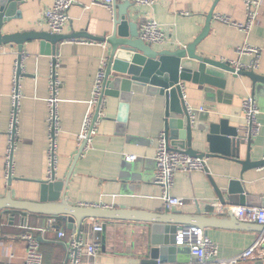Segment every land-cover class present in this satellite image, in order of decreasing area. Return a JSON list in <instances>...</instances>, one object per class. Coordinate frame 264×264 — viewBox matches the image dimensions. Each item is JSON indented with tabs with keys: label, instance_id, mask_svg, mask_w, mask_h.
<instances>
[{
	"label": "crops",
	"instance_id": "1",
	"mask_svg": "<svg viewBox=\"0 0 264 264\" xmlns=\"http://www.w3.org/2000/svg\"><path fill=\"white\" fill-rule=\"evenodd\" d=\"M99 0H74L68 9L70 21L64 34L88 32L103 36L110 30L113 10L96 3ZM55 0H27L21 7V16L14 19L5 32L50 31L45 21V12ZM121 3V2H119ZM133 19L140 26L146 17H154L170 36V42L152 45L156 49H176L193 42L203 31L208 14H222L243 22L246 18L243 0H157L155 6L134 5ZM72 39H76L73 41ZM58 46L59 72L62 79L58 107L61 131L57 138L58 162L56 175L68 180L64 190L67 201L76 206L98 207L111 210H134L163 217L178 213L181 217L202 215L226 221L229 214L236 219L232 210L240 205H223L210 179L213 177L219 187L227 185L232 178L241 177L242 165L227 157L208 158L205 170L178 171L174 174L171 194L185 199L183 206L169 208L161 188L155 183L156 151L158 140L164 131L166 111L165 98L153 94H135L128 110L127 120L122 125L116 120L119 100L106 98L107 117L99 123L91 148L78 159L80 145L77 136L88 110L92 88L102 58L106 57L108 45L91 41L86 37L72 38ZM262 48L258 68L264 74V0L259 16L249 33L246 34L228 24L216 20L210 23L208 35L197 47L198 53L209 58L227 61L241 59L249 63L251 55L241 58L237 47L245 41ZM0 53V199L10 193L21 201L39 202L41 185L39 180L48 178L47 133L49 95L48 78L52 65L49 55L40 53V41L25 44L22 67L24 75L19 79V100L17 110V134L12 155V184H8L7 151L13 113L12 93L15 88V66L18 51L11 44L1 46ZM232 65V64H230ZM231 75L228 88L220 96L207 95L202 86L186 83L184 95L190 110L198 115L230 118L233 124L245 125L243 100L253 93L251 80L239 78L238 89L232 87ZM260 113V133L252 139L250 152L252 160L264 156V88L255 91ZM203 109V110H201ZM248 145L242 146L241 158H245ZM135 154L136 160L128 162L125 154ZM244 186L251 198L262 204L264 200V165L247 169L243 173ZM83 204V205H82ZM264 207L263 205H260ZM169 213V214H170ZM46 219L38 214H16L13 221L5 216L0 224V264H24L26 244L21 239L25 231L39 236L44 255V264H65L67 242L73 233L89 242L97 235L101 247L93 257L83 254L82 264H129L139 250L144 236V226L132 221H106L89 219L79 233L68 227L66 221L55 223L44 235L38 231L39 223ZM206 219V220H207ZM238 220V219H237ZM239 221V220H238ZM57 224L60 227L57 228ZM104 226L102 232H94L93 226ZM200 226V225H199ZM64 230L66 237L59 238ZM208 235L219 246L220 257L231 258L247 250L262 236L253 230L236 229L218 225L206 229ZM264 236V235H263ZM14 257L11 259L10 255ZM192 264H199L192 254ZM264 264V258L257 250L253 256L238 264Z\"/></svg>",
	"mask_w": 264,
	"mask_h": 264
},
{
	"label": "water",
	"instance_id": "2",
	"mask_svg": "<svg viewBox=\"0 0 264 264\" xmlns=\"http://www.w3.org/2000/svg\"><path fill=\"white\" fill-rule=\"evenodd\" d=\"M27 0H0V46L11 44L16 46L17 74L19 81L24 75L22 60L25 44L32 40L40 41V53L49 55L53 64L56 63L58 46L64 40L86 37L108 45L107 68L104 83V97L119 100L116 120L124 127L130 103L135 94H153L165 98L166 111L163 136L167 147L182 151L191 156L202 158L227 157L242 165L241 177L232 178L224 187H219L213 177L217 196L223 205L240 204L264 206L248 194L243 173L247 169L264 165V159L252 160L250 145L252 137L243 133L242 127L233 124L230 118L211 115L210 112L198 115L190 110L185 99L186 83L202 86L207 94L217 89L220 96L228 88L230 75L234 80L232 87L239 88V78L251 80L253 95L257 89L264 88V74L255 69L237 70L227 61L209 58L197 51L198 45L208 35L214 10L208 14V21L203 31L190 44L176 49H156L139 37V25L133 19L134 3L125 1L112 4L113 19L110 30L103 36H94L88 32L71 34L53 33L50 31L5 32L12 21L21 16L20 7ZM97 117V115H96ZM247 143L245 158H241L242 146ZM85 143L79 148L78 159L83 152ZM13 155V154H12ZM205 171L209 173L206 166ZM13 181L12 169L8 184ZM68 180H60L54 173L51 178L39 180L41 194L39 202L21 201L12 198L8 193L0 199V224L7 216L13 221L16 214H38L42 217H57L58 223L66 221L74 231L81 230L89 219L106 221H132L144 226V236L139 250L134 253L129 264H192L189 247L176 245V233L183 225L208 227L227 225L236 229H246L264 235V225L238 221L229 214L226 221L216 218H205L198 214L181 217L178 213H170L158 217L147 212L134 210H111L98 207H82L70 204L64 190ZM253 207V206H251ZM170 213V214H169ZM207 219V220H206ZM57 228L60 224H57ZM256 264H262L258 262Z\"/></svg>",
	"mask_w": 264,
	"mask_h": 264
},
{
	"label": "built area",
	"instance_id": "3",
	"mask_svg": "<svg viewBox=\"0 0 264 264\" xmlns=\"http://www.w3.org/2000/svg\"><path fill=\"white\" fill-rule=\"evenodd\" d=\"M129 1L135 5L144 6L152 9L157 0H99L96 3L106 5L112 9L115 2ZM246 11L245 21L239 22L233 20L229 16L216 14L214 18L222 23L233 26L243 31L246 36L251 32L262 5V0H243ZM74 0H55L53 6L45 12V21L47 22L51 32L63 33L66 25L70 21L68 15L69 7ZM139 37L146 43L151 45H161L170 42V36L162 25L152 16L144 18L140 22ZM76 41V39H72ZM3 48L0 46V53ZM236 52L241 58L243 55H251L252 59L249 63H243L241 59L232 61L230 64L237 70H249L258 68L262 48L250 44L246 41L237 47ZM58 56V55H57ZM56 56V63L51 65L48 78L49 95L46 98L48 108V133H47V157H48V178L56 173L58 162V142L57 138L61 131L59 118L60 89L62 79L59 72V62ZM18 64L15 66V88L12 93L13 113L9 132V147L7 151V167L8 177L12 169V154L17 134V110L19 94V82L17 80ZM107 58H102L99 68L96 72L91 97L88 104V110L85 114L81 132L77 136L78 144L84 142L85 146L82 154H85L90 148L94 136L98 133L99 123L107 117L106 99L104 97V83L106 78ZM203 110V109H201ZM243 112L245 125L242 128L246 136L256 137L261 130V124L258 119L260 113L257 99L253 93H249L243 100ZM97 115V117H96ZM135 154H125V160L132 162L136 160ZM156 159V176L155 183L161 188L163 198L167 207L174 208L183 206L185 199L171 194L174 182V174L178 171L205 170L207 158L191 156L182 151L171 150L167 147L163 134L160 135L155 155ZM264 159V156H263ZM83 205V204H82ZM236 217L241 222L255 223L264 225V207L237 206L232 209ZM57 217H47L39 223L38 231L40 235H44L52 226L57 223ZM94 232H102L104 226L95 224ZM59 238L66 237L64 230L59 231ZM21 239L26 244V254L24 264H44V255L41 248L39 236L32 231H25L21 234ZM176 245L189 247L192 256H194L199 264H238L245 261L259 251V256L264 258V236L262 235L257 242L247 250L239 253L231 258L220 257L219 246L208 235L206 229L196 225H183L176 233ZM101 247L99 236H95L92 241H85L80 236L73 233L67 242V257L65 264H82L83 254L95 257ZM11 259L14 257L10 255Z\"/></svg>",
	"mask_w": 264,
	"mask_h": 264
}]
</instances>
